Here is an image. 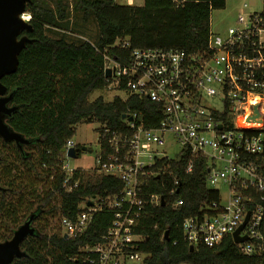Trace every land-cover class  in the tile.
I'll use <instances>...</instances> for the list:
<instances>
[{"label": "trees", "instance_id": "trees-1", "mask_svg": "<svg viewBox=\"0 0 264 264\" xmlns=\"http://www.w3.org/2000/svg\"><path fill=\"white\" fill-rule=\"evenodd\" d=\"M69 6L68 0H54V7L39 0L27 4L33 31L22 35L33 41L20 53L17 71L2 79L14 92L12 103L18 106L8 124L30 142L20 149L0 139V242L11 238L31 215L35 227V233L22 244L27 255L15 258L11 264H85L86 252L81 248L101 241L112 221L113 212L99 211L84 234L65 237L47 220L49 216L74 220L82 212L79 205L85 198L116 194L122 188L116 178L78 168L80 186L66 191L62 149L76 134V125L98 122L99 132L102 126L124 131L127 124L123 115L134 110L144 111L150 126L159 122V116H151L155 104L146 99L115 96L105 101L99 96L90 100L91 94L108 86L104 53L127 61L137 47L189 53L204 50L212 12L225 9L226 0H184L179 5L174 0H144L142 6L121 5L116 0H74L73 10L82 13L84 22L91 16L96 19L95 41L69 38L74 33ZM117 38H128L130 47L110 48ZM76 148L82 149L80 145ZM262 163L264 172V160ZM18 164L45 177L44 188L39 190L36 181L26 182L17 173ZM208 167L204 156L187 151L177 159L164 158L153 166L161 172L150 178L147 192L164 198L166 205L147 204L136 229L145 238L136 250L149 255L145 264H264V250L246 255L231 236L216 247L198 245L190 250L183 233L184 220L210 212L204 207L220 199L219 191L207 185ZM173 190L174 195H170ZM179 199L182 203L174 207ZM166 232L168 240L164 239Z\"/></svg>", "mask_w": 264, "mask_h": 264}, {"label": "built area", "instance_id": "built-area-1", "mask_svg": "<svg viewBox=\"0 0 264 264\" xmlns=\"http://www.w3.org/2000/svg\"><path fill=\"white\" fill-rule=\"evenodd\" d=\"M177 5L184 0H174ZM22 18L30 22L31 15ZM82 38V37H81ZM128 49V38H117L110 48ZM108 49L105 50L107 52ZM107 89L124 92L126 99L136 96L155 104L150 126L145 112L134 110L124 119V131L102 126L99 154L94 168L97 174L122 183L116 194L87 197L72 220L58 216L62 235L84 234L95 213L113 212L102 240L84 245L85 264H145L148 254L136 251L145 239L136 232L147 204H161L162 197L147 192L150 178L159 174L155 163L170 158L160 151L168 135L187 151L208 161V182L228 188L224 201L206 205L210 212L183 222L187 242L194 246L216 247L245 222L240 232L247 240L240 244L246 255L264 250V6L252 11L248 3L238 8L232 26L224 32L210 31L207 47L196 53L180 49L142 48L131 50L127 61H118L104 53ZM118 96V95H117ZM120 97V96H119ZM131 118V120H129ZM100 128V127H99ZM73 139L63 148L67 192L82 182L78 167L66 162L68 150L76 148ZM192 169L189 166V171ZM174 190L170 195H174ZM166 202V201H165ZM91 203V205H89ZM181 200L173 203L174 207ZM235 242V241H234Z\"/></svg>", "mask_w": 264, "mask_h": 264}, {"label": "rangeland", "instance_id": "rangeland-1", "mask_svg": "<svg viewBox=\"0 0 264 264\" xmlns=\"http://www.w3.org/2000/svg\"><path fill=\"white\" fill-rule=\"evenodd\" d=\"M118 4L121 5H133V6H142L144 4V0H116ZM40 3H45L50 7H54V0H39ZM71 6H69L70 11V20L74 22L73 24V34L68 35L71 40H75L78 38H86L91 41H95L97 38V22L96 19L91 16L88 22L83 21L82 13L76 12L73 10L72 4H74V0H68ZM244 3H248L250 6V10L252 11H261L264 6L263 0H226V8L219 9L212 12L211 17V29L215 32H224L230 26L233 25L234 20L237 16V9L240 8ZM61 32V31H59ZM63 35L62 33H59ZM125 97L126 94L124 92H120L117 89H106L103 91H96L90 95V100H94L99 96H102L105 101H112L115 96ZM100 124L98 122L91 123H80L75 126L76 134L72 138L75 144L80 145L81 147L86 146L87 150H81L80 154L76 158H67L66 162L69 164V167H78L80 169H91L96 165V159L99 154V130ZM160 151L167 155L172 159H177L181 152V147L174 141L172 135H168L166 138L165 145L160 147ZM9 159V158H8ZM12 161V160H10ZM7 166V165H6ZM3 167V166H2ZM17 173L22 174V178L29 182L36 181L38 189L41 190L45 186V177H38L35 171L29 172L26 166L17 165ZM2 172V171H0ZM208 187L211 189L218 190L223 197L224 201L227 199L228 188L225 184H212L208 182ZM9 198H14L11 194L8 195ZM31 202L36 204V199L32 198ZM49 219V220H48ZM57 218L48 217V222L54 226V228L58 231H61ZM26 220L22 222V224ZM45 223H47L45 221ZM34 226V224H33ZM0 233L3 234V230L0 229Z\"/></svg>", "mask_w": 264, "mask_h": 264}, {"label": "water", "instance_id": "water-1", "mask_svg": "<svg viewBox=\"0 0 264 264\" xmlns=\"http://www.w3.org/2000/svg\"><path fill=\"white\" fill-rule=\"evenodd\" d=\"M33 0H0V136L6 141H15L21 148L23 144H28L29 139L22 134L14 131L6 118L10 117L18 110L17 106L8 107V103L13 98L14 92L8 96V88L2 83V79L17 71L20 63L19 55L26 47L27 43L33 40L27 35H22L24 31L32 32L33 27L30 22L22 18V14L26 12L27 4ZM106 77L111 75V70L106 69ZM126 115H123V119ZM131 120V118H129ZM65 149H63L64 151ZM81 150H87L83 146ZM79 148H70L68 156L76 158L80 154ZM91 205V203H89ZM161 205L165 206V199H161ZM249 218V214L245 222L235 231L233 238L236 244H240L247 240L246 236H240V232L245 227ZM34 215H31L22 225H20L13 233L12 237L0 242V264H11L15 258L25 257L27 253L22 249V244L28 236L35 233L33 226ZM65 237H68L65 235ZM164 239L168 240V232L165 233ZM195 248L190 246V250Z\"/></svg>", "mask_w": 264, "mask_h": 264}, {"label": "flooded vegetation", "instance_id": "flooded-vegetation-1", "mask_svg": "<svg viewBox=\"0 0 264 264\" xmlns=\"http://www.w3.org/2000/svg\"><path fill=\"white\" fill-rule=\"evenodd\" d=\"M10 93H11V91L8 90V93L5 94V96H8ZM13 95H14V94H13ZM12 100H13V98H12L11 101L8 103V107H9V108H11V107H13V106H16V105H14V104L12 103ZM17 107H18V106H17ZM15 112H16V111H15ZM12 115H13V114H12ZM12 115H11L10 117H12ZM10 117L6 118V120H5L7 124H8V120L10 119ZM0 139H1L5 144L14 143L15 145H17L15 141L6 142L1 136H0ZM23 145H27V144H23ZM23 145H22L21 148H20L18 145H17V146H18L20 149H22V148H23Z\"/></svg>", "mask_w": 264, "mask_h": 264}, {"label": "crops", "instance_id": "crops-1", "mask_svg": "<svg viewBox=\"0 0 264 264\" xmlns=\"http://www.w3.org/2000/svg\"><path fill=\"white\" fill-rule=\"evenodd\" d=\"M237 11H238V9H237Z\"/></svg>", "mask_w": 264, "mask_h": 264}]
</instances>
